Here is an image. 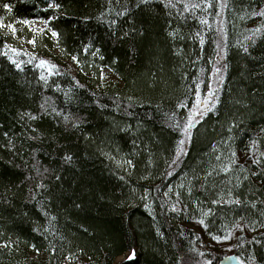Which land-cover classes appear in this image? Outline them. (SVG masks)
<instances>
[{
  "label": "trees",
  "instance_id": "obj_1",
  "mask_svg": "<svg viewBox=\"0 0 264 264\" xmlns=\"http://www.w3.org/2000/svg\"><path fill=\"white\" fill-rule=\"evenodd\" d=\"M261 12L0 0V264H264Z\"/></svg>",
  "mask_w": 264,
  "mask_h": 264
},
{
  "label": "rangeland",
  "instance_id": "obj_2",
  "mask_svg": "<svg viewBox=\"0 0 264 264\" xmlns=\"http://www.w3.org/2000/svg\"><path fill=\"white\" fill-rule=\"evenodd\" d=\"M220 3V17H219V29L222 38H224V8H225V0H219ZM39 23H35L34 25H38ZM59 52V51H58ZM97 77L94 79L98 86L102 87H114L116 85L121 84L120 78L111 70L109 69H101L97 74ZM131 254H126L123 257H120L116 264L125 261L126 259L130 258ZM36 259H39L41 256L38 253L34 254ZM66 264H69V261H66Z\"/></svg>",
  "mask_w": 264,
  "mask_h": 264
},
{
  "label": "snow or ice",
  "instance_id": "obj_3",
  "mask_svg": "<svg viewBox=\"0 0 264 264\" xmlns=\"http://www.w3.org/2000/svg\"><path fill=\"white\" fill-rule=\"evenodd\" d=\"M53 6H55L56 8H59V7H60L59 4H54V5H53V4H50V5H49V7H53ZM4 7L7 8V9H9V10L11 9V5H9V4H5ZM195 7H199V5H195ZM209 7H211V4H209ZM258 14L261 15V16H264V12H261V13H258ZM203 22H204V23H207V21H203ZM24 23H29V22H28V21H24ZM46 23H47V21H46ZM2 26H4V25H3V22L0 21V27H2ZM9 27H11V26H9ZM12 31L15 32V28H14V27L12 28ZM256 31L258 32L259 29H257ZM52 34H53V36H57V35H58V33L55 32V31H53ZM33 42H34V41H33ZM203 43H204V41H203V39H201V44H203ZM244 50L247 51V48H245ZM13 51H15V49H13ZM5 55H7V53H5ZM10 59H11V57H10ZM12 62H13L14 64H16V67H17V68H20V67H21V64H20V63H17L15 60H13ZM47 64H48L47 61H44V60H41V61H40V65H41V66H44V65H47ZM49 67H50V69H51V68H53V67H55V66H54V65H51V66H49ZM217 71H219V69H217ZM41 78L44 79L43 75H42ZM204 103H205V109H204V112H203V113H196V115H201V114H205V115H206V114H207V111L209 110V107H210V106L207 104V101H205ZM33 118H35V117H33ZM192 126H193L192 118H190L189 121L187 122V124L184 125V127H183V129H182L183 133H184L185 135H187V136H190V129L192 128ZM176 127L179 128L180 125L177 124ZM184 143H185L184 140H181V141L179 142L180 145H183ZM178 151H183V149L180 148V149H178ZM233 156H235V153H233ZM71 159H72L71 156H67V157H66V160H69V161H70ZM128 163L130 164L131 161H128ZM225 171H228V168H225ZM239 202H240L239 200L236 201V203H239ZM209 211H211V210H209ZM206 215H207V213H206ZM200 223L203 224L204 221L201 220ZM216 239L219 240L220 238H219V237H216ZM134 254H135V253H134V251H133V255H134Z\"/></svg>",
  "mask_w": 264,
  "mask_h": 264
},
{
  "label": "bare ground",
  "instance_id": "obj_4",
  "mask_svg": "<svg viewBox=\"0 0 264 264\" xmlns=\"http://www.w3.org/2000/svg\"><path fill=\"white\" fill-rule=\"evenodd\" d=\"M218 28H219V24H218ZM224 30H225V29H223V32H224ZM219 31H220V29H219ZM98 89H101V87L99 86ZM213 95H214V92L211 91L210 94H209V96H205V97H203V96H201V95H196V99H197V100H204L203 102L207 101V103L209 102V104H211V105L214 106V104H215L216 101L213 100V99H214ZM203 108H205V103H204ZM196 116H197V115L195 114V115H194V118H196ZM193 125H194V127L190 130V132H191L192 130H194V129L197 127V121L193 122ZM127 254H131V255H132L130 258H128V260L135 258V255H133V253H127ZM232 256H235V258H236V260H237V264H244V263L242 262V260H241L237 255H232ZM228 257H231V256H226V257H224L223 259L228 258ZM223 259H222V260H223ZM126 260H127V259H126ZM222 260H221V261H222ZM221 261H220V263H221ZM220 263H219V264H220Z\"/></svg>",
  "mask_w": 264,
  "mask_h": 264
},
{
  "label": "water",
  "instance_id": "obj_5",
  "mask_svg": "<svg viewBox=\"0 0 264 264\" xmlns=\"http://www.w3.org/2000/svg\"><path fill=\"white\" fill-rule=\"evenodd\" d=\"M193 127H194V125L192 126V128ZM220 264H237V260H236L235 256H231V257L223 259Z\"/></svg>",
  "mask_w": 264,
  "mask_h": 264
}]
</instances>
